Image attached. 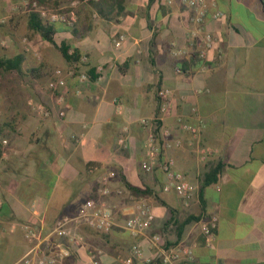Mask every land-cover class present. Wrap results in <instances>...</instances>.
Listing matches in <instances>:
<instances>
[{
	"label": "crops",
	"instance_id": "obj_1",
	"mask_svg": "<svg viewBox=\"0 0 264 264\" xmlns=\"http://www.w3.org/2000/svg\"><path fill=\"white\" fill-rule=\"evenodd\" d=\"M5 1L0 0V17L7 20L3 15L17 8L14 16L24 19L28 40L20 43L16 33L7 37L10 50L25 56V72L23 79L6 81L10 106L0 102L11 122L0 163V264H16L32 247L25 225L48 233L59 217L95 196L108 172L115 177L107 202L119 225L107 234L83 229L84 245L66 264H86L91 254L103 264H120L135 245L142 255L134 264H161L152 243L156 235H164L168 246L193 248V258L181 264H264V3L204 0L203 27L193 22L196 10L187 0H154L151 5L149 0H114L107 5V19L82 4L75 27L54 25L57 43L88 58L69 63L28 28L27 0ZM216 12L223 17L213 20ZM207 33L213 45L202 59ZM117 34L127 37L119 48ZM58 69L66 85L54 93L48 82ZM93 69L96 80L89 77ZM81 74L89 81L80 83ZM162 87L171 92L163 123L173 139L184 140L166 155L201 185V202L188 209L175 192L163 191L159 171L141 168L150 135L141 120L157 114ZM30 101L44 104L50 116L35 111ZM179 117L193 124L204 121L202 141L219 151L208 165L188 148L190 135L180 131ZM122 135L124 147L118 142ZM213 163L220 164L221 172L217 182L205 185ZM129 186L150 191L143 198L155 214L153 226L138 236L123 228L132 212ZM212 214L219 220L214 247H209L201 221Z\"/></svg>",
	"mask_w": 264,
	"mask_h": 264
},
{
	"label": "built area",
	"instance_id": "obj_2",
	"mask_svg": "<svg viewBox=\"0 0 264 264\" xmlns=\"http://www.w3.org/2000/svg\"><path fill=\"white\" fill-rule=\"evenodd\" d=\"M95 1L100 0H86ZM264 3V0H261ZM187 4L196 10L192 20L200 27L205 26L207 21V7L204 0H187ZM78 2L71 3L70 6H62L58 9H49L39 4L37 0L27 3L25 11L29 14L38 13L41 18L45 19L49 24H62L65 27L73 28L78 22V15L75 11ZM223 17V13L216 12L211 15L213 20ZM125 34H117L114 37V44L117 48L121 47L126 41ZM0 44L6 45L5 40H0ZM213 35L207 33L203 40L200 57L205 59L207 52L212 48ZM82 62H88L86 56L82 57ZM176 72L181 73V68L176 67ZM72 74V72H71ZM80 83L89 81V77L85 74L78 76ZM66 85L62 72L58 69L54 72V76L48 82V89L57 92ZM76 95H81V90L76 91ZM171 96L170 90L162 87L157 92L159 100L158 112L150 119H142L141 124L145 128L150 129V135L146 142V160L142 162L141 168L145 172L159 171L164 176V192H175L184 202L188 209L193 203L201 202V185L199 182L189 180L186 175L177 169V162L173 157H168L166 152L173 147H181L184 145L182 138L173 139L171 129L167 128L163 123V115L168 110V101ZM30 107L40 113L42 116L49 117L50 110L42 103L35 101L29 102ZM61 117L65 116V112L60 113ZM178 127L181 132L190 135L187 142L188 148L197 156L198 160L208 165L218 154V149L204 144L202 134L205 123L202 119L195 124L178 118ZM129 129L126 127L124 132ZM119 145H126V136L122 135ZM0 144L2 147L9 145V140L0 135ZM3 159L0 157V163ZM115 177L114 172L105 173L99 181L94 197L85 201L73 214L62 215L56 221L54 227L44 233L43 228H37L25 225L23 230L28 242L32 244L28 253L23 259L16 264H66V261L72 256L73 252L80 249L84 245V236L81 234L83 229H90L99 233L107 234L118 227L119 222L117 214L113 207L107 202V197L111 195L110 181ZM122 195L123 191H119ZM132 201V212L130 217L125 219L123 228L134 236L142 235L149 230L155 221V214L148 201L143 198H136L129 194ZM3 200L0 198V210L3 207ZM218 215L212 214L201 221L202 233L205 237L206 245L214 247L216 240V227L218 223ZM153 245L157 248V259L161 264H181L184 261L193 258V248L188 245L178 244L176 246H168L164 235H156L152 238ZM47 245V246H45ZM142 255L141 247L135 245L130 254L126 257H120V264H134L135 259ZM86 264H103L97 254H91Z\"/></svg>",
	"mask_w": 264,
	"mask_h": 264
},
{
	"label": "trees",
	"instance_id": "obj_3",
	"mask_svg": "<svg viewBox=\"0 0 264 264\" xmlns=\"http://www.w3.org/2000/svg\"><path fill=\"white\" fill-rule=\"evenodd\" d=\"M29 1L32 2L35 0H29ZM37 1L42 6H49L52 4L58 7L60 4H62V2L67 0H37ZM79 1H83V0H79ZM113 1L114 0H100L98 2L89 1L86 5H88L90 10L96 12L100 18L107 19V5ZM149 1H150L149 4L151 5L154 0H149ZM28 28L33 32L41 35L45 41L55 46L67 62L74 63V62L82 61V57L79 55V53L76 52L70 54L69 47L66 43H60V44L57 43V41L55 40L56 29L54 25L49 24L45 19L41 18V16L38 13H31L28 15ZM24 61H25V56L23 54H19L11 58L3 56L0 57V69L5 72L16 71L18 74H23ZM89 74L91 80H96L98 78V74H96V71L94 69ZM1 129L2 128L0 127V132ZM3 153H4V148L0 144V157H2ZM220 172H221L220 164L217 163L211 164L209 166L208 173L204 177V184L209 185L217 182ZM129 191L130 194L136 198L145 197L150 194V191H143L139 188L132 186H129ZM195 219L198 220L197 218ZM191 221L192 219L188 220V222Z\"/></svg>",
	"mask_w": 264,
	"mask_h": 264
},
{
	"label": "rangeland",
	"instance_id": "obj_4",
	"mask_svg": "<svg viewBox=\"0 0 264 264\" xmlns=\"http://www.w3.org/2000/svg\"><path fill=\"white\" fill-rule=\"evenodd\" d=\"M3 1V0H2ZM77 1L78 5L75 8V11L78 15V8L80 5L82 4H87L89 1L83 0V1H79V0H67L62 2V4H60L58 7L54 6V5H49V6H45L49 9H58L59 7L62 6H70L71 3ZM6 5L9 2V0H6ZM30 1L27 0V3H29ZM26 3V5H27ZM25 5V6H26ZM17 11V8L15 10L11 9L10 12H7L3 15L4 18H7V20L3 19L2 20V16L0 17V40H5L6 41V45L3 46L2 44H0V57H14L16 56V52L14 50H10L12 48H9L10 46H8V34L11 33H16L19 34V42L24 44L25 42H27V36L24 35L25 33V21L24 19L18 18L16 16H14V13ZM27 15H29V13H27ZM15 19V20H14ZM25 41V42H24ZM9 48V49H8ZM5 49V50H4ZM38 59V58H37ZM24 72H25V68H24ZM24 72L23 74H18L16 71H11V72H5L3 70L0 69V102H2L3 100V104L6 107H9V102H10V95L7 92V82L8 80H13L16 79L17 77H19L20 79H23L24 77ZM3 82V83H2ZM4 108V107H3ZM2 110V107H1ZM0 110V127L1 132L0 135L7 137V130L9 128V125H11V122H9L8 118H6L3 114V112Z\"/></svg>",
	"mask_w": 264,
	"mask_h": 264
}]
</instances>
